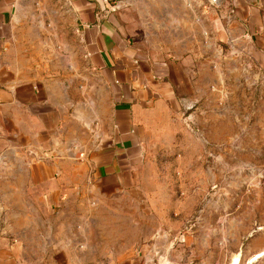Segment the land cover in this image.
<instances>
[{"label": "rangeland", "instance_id": "374dc122", "mask_svg": "<svg viewBox=\"0 0 264 264\" xmlns=\"http://www.w3.org/2000/svg\"><path fill=\"white\" fill-rule=\"evenodd\" d=\"M31 2L37 29L71 27L67 0ZM232 9L229 0L114 7L136 50L179 64L180 84L141 112L143 155L118 194L98 196L81 179L44 202L33 153L2 154L0 235L21 242L26 264H264V0L251 26L235 25ZM96 90L108 91L98 75Z\"/></svg>", "mask_w": 264, "mask_h": 264}, {"label": "crops", "instance_id": "0c3cea01", "mask_svg": "<svg viewBox=\"0 0 264 264\" xmlns=\"http://www.w3.org/2000/svg\"><path fill=\"white\" fill-rule=\"evenodd\" d=\"M31 1L0 0V157L33 153L30 178L50 204L65 195L64 181H87L98 196L125 191L144 150L140 114L170 96L182 68L152 60L117 28L112 10L127 0H67L71 27L50 30L27 19ZM229 1L233 23L251 26L258 0ZM0 264H26L21 242L0 235Z\"/></svg>", "mask_w": 264, "mask_h": 264}, {"label": "built area", "instance_id": "2783aa9c", "mask_svg": "<svg viewBox=\"0 0 264 264\" xmlns=\"http://www.w3.org/2000/svg\"><path fill=\"white\" fill-rule=\"evenodd\" d=\"M218 0H212L213 3L217 2Z\"/></svg>", "mask_w": 264, "mask_h": 264}, {"label": "bare ground", "instance_id": "6f19581e", "mask_svg": "<svg viewBox=\"0 0 264 264\" xmlns=\"http://www.w3.org/2000/svg\"><path fill=\"white\" fill-rule=\"evenodd\" d=\"M233 264H235V263H233Z\"/></svg>", "mask_w": 264, "mask_h": 264}]
</instances>
